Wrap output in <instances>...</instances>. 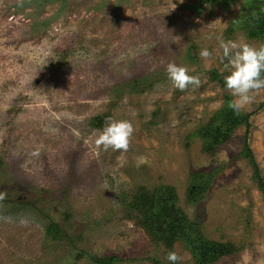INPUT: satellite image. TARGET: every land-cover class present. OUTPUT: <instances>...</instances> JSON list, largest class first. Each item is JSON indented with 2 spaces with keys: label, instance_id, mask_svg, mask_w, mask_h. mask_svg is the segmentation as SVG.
<instances>
[{
  "label": "rangeland",
  "instance_id": "374dc122",
  "mask_svg": "<svg viewBox=\"0 0 264 264\" xmlns=\"http://www.w3.org/2000/svg\"><path fill=\"white\" fill-rule=\"evenodd\" d=\"M21 1L0 0V264H93L91 256L108 250L123 258L113 264H155L161 251L125 218L133 210L121 194L135 184L172 185L207 237L243 245L219 264H264V197L239 155L247 137L264 181V90L241 110L249 125L235 128L213 155L187 138L222 104L209 78L213 68L223 78L231 72L220 41L262 44L227 32L241 0L199 12L194 0H68L63 10L52 1L36 15L33 7L17 10ZM169 63L187 67L200 86L175 88ZM133 80L151 86L114 88ZM103 111L133 125L126 153L95 144L103 129L90 119ZM197 169L214 172L213 180L203 199L186 205L187 176ZM66 211L74 218L64 221ZM48 215L66 224L68 236L45 234ZM175 248L180 264H193Z\"/></svg>",
  "mask_w": 264,
  "mask_h": 264
},
{
  "label": "trees",
  "instance_id": "16d2710c",
  "mask_svg": "<svg viewBox=\"0 0 264 264\" xmlns=\"http://www.w3.org/2000/svg\"><path fill=\"white\" fill-rule=\"evenodd\" d=\"M52 1H58L61 10H63L68 0H22L17 3L16 7L17 10L33 7L36 15L45 4ZM235 1L194 0L191 7L198 12L202 5L212 6L217 4L228 9ZM227 32L228 34L238 33L248 40L261 41V46L264 45V0H241L238 10L229 20ZM209 73L210 80L215 81L222 90V104L212 113L207 122L200 124L187 138L188 140L198 138L201 141L202 150L213 155L229 139L235 128L240 125H249V113L241 111L239 115H236L229 107L232 97L230 92L226 90L224 78L214 68ZM136 81H127L129 82L127 86L124 82L114 86V88L119 94H122L123 91L142 93L151 86ZM115 100V98H111V104L116 103ZM159 112V109L153 112L150 123L156 124L159 122L157 119ZM110 117L111 114L108 111L98 113L90 119V125L92 128L103 129ZM239 155L246 158L251 164L253 176L264 197V181L249 147L247 137H243V149ZM213 175L214 172H206L201 169L189 172L184 198L186 205H196L205 197L211 186ZM129 191L121 194L122 201L126 204L128 210H133V213H128L125 218L133 221L136 226L144 231L153 244L154 250L161 251L163 257L152 256V261L155 264H163V258L166 259L168 264H171L166 257L169 252H176V245L190 253L193 264H219L225 258L230 261L243 248L242 244L237 245L229 240L221 241L207 237L203 233L199 219L189 216L180 202L175 187L172 185L158 184L148 187L145 184H135ZM142 200H149L150 205L144 209L140 208L139 202ZM72 217L74 218V214L66 211L64 221ZM47 219L45 234L48 237L53 240H60L63 234L68 236L63 226L66 224L61 223L63 221L59 218H51L49 215ZM82 253L85 252L79 251L76 254L79 256ZM90 260L93 264H113L123 260V258L108 250L103 255L91 256ZM177 264H180V262L178 261Z\"/></svg>",
  "mask_w": 264,
  "mask_h": 264
},
{
  "label": "clouds",
  "instance_id": "9594fccd",
  "mask_svg": "<svg viewBox=\"0 0 264 264\" xmlns=\"http://www.w3.org/2000/svg\"><path fill=\"white\" fill-rule=\"evenodd\" d=\"M219 46L228 62L226 67L231 69L230 74L224 78L227 90L234 97L229 107L236 115H239L241 110L254 102L255 94L264 90V45L255 48L248 44L221 40ZM200 56L208 60L211 53L203 49ZM166 72L173 86L182 92L189 86L193 88L200 86L199 77L190 75L187 67L169 63ZM133 133L134 127L130 121L109 118L106 126L96 137L95 144L97 147L102 146L104 150L111 148L114 151L126 153L129 150ZM139 162L146 163L147 161L144 157H140ZM5 198L6 193H0V201ZM166 258L171 264H177L181 260V257L174 251L169 252Z\"/></svg>",
  "mask_w": 264,
  "mask_h": 264
}]
</instances>
